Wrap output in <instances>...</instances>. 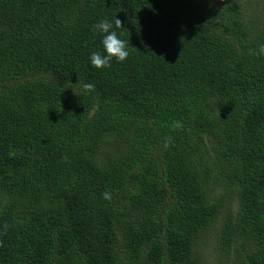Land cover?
Wrapping results in <instances>:
<instances>
[{
    "label": "trees",
    "instance_id": "16d2710c",
    "mask_svg": "<svg viewBox=\"0 0 264 264\" xmlns=\"http://www.w3.org/2000/svg\"><path fill=\"white\" fill-rule=\"evenodd\" d=\"M261 45L264 0H0V264H264Z\"/></svg>",
    "mask_w": 264,
    "mask_h": 264
},
{
    "label": "clouds",
    "instance_id": "9594fccd",
    "mask_svg": "<svg viewBox=\"0 0 264 264\" xmlns=\"http://www.w3.org/2000/svg\"><path fill=\"white\" fill-rule=\"evenodd\" d=\"M114 24L116 28L122 27V22L118 18H115ZM95 27L98 31L106 34L102 39V45L106 54L102 55L100 52H93L90 56L92 66L96 68L111 67L110 61L113 57H115L118 61L126 60L129 55L127 50V44L129 41L119 38L117 33L112 30L113 22L104 19L101 20ZM257 54L264 55V45L260 46ZM83 89L91 92L95 90V85L92 83H86L83 84ZM173 127L179 129L182 127V124L179 121H173ZM167 146L168 142L165 143V147ZM102 195L104 199L111 200V194L109 192L105 191Z\"/></svg>",
    "mask_w": 264,
    "mask_h": 264
},
{
    "label": "rangeland",
    "instance_id": "374dc122",
    "mask_svg": "<svg viewBox=\"0 0 264 264\" xmlns=\"http://www.w3.org/2000/svg\"><path fill=\"white\" fill-rule=\"evenodd\" d=\"M219 222V221H218ZM215 228L211 229L208 233L203 235L204 243H208L209 246L215 241V236L213 234ZM207 244V248L202 252L203 264H218L216 262L218 258L217 249H212ZM216 246V245H215Z\"/></svg>",
    "mask_w": 264,
    "mask_h": 264
}]
</instances>
